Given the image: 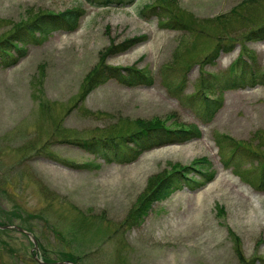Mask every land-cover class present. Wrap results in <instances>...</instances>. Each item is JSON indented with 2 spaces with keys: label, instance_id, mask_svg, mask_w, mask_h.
Returning a JSON list of instances; mask_svg holds the SVG:
<instances>
[{
  "label": "rangeland",
  "instance_id": "374dc122",
  "mask_svg": "<svg viewBox=\"0 0 264 264\" xmlns=\"http://www.w3.org/2000/svg\"><path fill=\"white\" fill-rule=\"evenodd\" d=\"M241 1L164 0L140 14L145 4L160 0L106 7L84 0H0V39L20 37L26 32L23 23L42 11L79 6L85 12L75 30L42 32L39 39L25 41L21 60L0 68V220L32 228L37 254L52 260L63 250L79 251V256L87 250L83 264H238L232 232L246 257L264 256V186L256 179L264 161V79L244 80L241 88H215L209 99L220 105L212 114L199 101L200 75L210 81L227 75L237 56L255 71L264 69V39L246 38L264 23V0L243 6ZM241 13L245 18L237 16ZM161 15L177 22L186 17L192 24L184 30L161 26ZM18 27L20 32H14ZM223 33L231 36L221 38L231 43L230 50L200 67L197 61ZM134 36L142 38L109 55L105 64L145 68L153 84L128 87L110 78L79 98L99 52L111 40ZM190 61L194 65L188 67ZM176 85L173 94L170 86ZM166 116L167 125L173 126L174 119L200 127V137L156 146L125 164L109 163L67 140L123 133L124 122ZM218 138L227 143L222 149ZM231 139L244 142V149L231 147ZM202 157L208 162L200 170L207 169L212 179L195 172L190 188L153 203L144 218L132 222L129 214L149 176L168 169L170 162L189 165ZM41 188L55 194L50 206ZM217 205L224 215L216 214ZM41 211L49 224L27 216ZM84 214L95 226L82 227ZM0 240L5 242H0V264H39L31 237L9 229Z\"/></svg>",
  "mask_w": 264,
  "mask_h": 264
},
{
  "label": "trees",
  "instance_id": "16d2710c",
  "mask_svg": "<svg viewBox=\"0 0 264 264\" xmlns=\"http://www.w3.org/2000/svg\"><path fill=\"white\" fill-rule=\"evenodd\" d=\"M90 6L93 7H106L113 4H125L132 3L134 0H84ZM164 1V0H162ZM160 2L156 4H145L141 7L140 14H143L142 11L154 10L161 7ZM259 0H243L238 5H245L246 3L254 4ZM247 6V5H246ZM237 7L232 8L230 11L235 13ZM85 15L84 10L79 6H74L71 8H66L61 12H50L42 11L40 14L35 15L31 20L26 21L24 24L26 32L24 34H19L20 37H16L11 34L9 37H4L0 39V68H8L16 64L22 57L26 54L25 41H32L39 39V35L47 32L50 29L56 28L65 31H73L78 27V23L81 18ZM241 19L245 18L244 14H238ZM217 17V16H216ZM221 20V17H217ZM161 26L169 28H179L184 30L189 25L192 24V21L188 18H184L177 22L174 17L163 18L161 15L159 17ZM227 21L222 22V25L227 24ZM109 28V26H107ZM189 29V28H187ZM20 27L16 28L14 32H20ZM37 34V35H36ZM231 37L229 34L223 33L220 38H217L216 44L212 47L211 51L207 53L203 58L197 62L203 67L206 65L208 60L214 61L218 58L221 52H228L231 47V43L224 44V41L221 38ZM233 37V36H232ZM142 36H134L126 38L119 43H115L113 40L109 43V46L106 47L103 51L99 52L98 63L91 69L88 74L84 77L82 82V90L79 98L85 97L89 94L90 91L96 89L100 84L105 83L110 78H114L119 84H123L128 87L134 85H152L153 84V75L145 68H139L136 65L131 64V66H113L105 64V60L109 55H114L119 52L126 51L130 47L137 44L140 41ZM234 39H237L233 37ZM249 40H261L264 39V23L260 25L259 28L253 29L246 36ZM231 40V38L229 39ZM187 41V40H186ZM185 42V41H184ZM237 61L232 65V68H229V73L224 76L214 75L213 80L210 81L209 78L202 77L200 75L199 82L201 94L203 95L202 99H199L200 104L204 107V111L208 114H212L217 107L220 105H214V101H211L209 94H214V89L217 88H241L244 86V80L248 81V84H252L255 81H260L264 79V69L262 71L256 70L252 65L247 64L246 61L241 63L240 56L236 57ZM235 59V60H236ZM238 63V64H237ZM178 64V61L173 62V67ZM192 62L187 63V66H192ZM170 69V67H167ZM255 80V81H254ZM177 88L170 86V91L175 92ZM176 93V92H175ZM220 93V91H219ZM217 103L220 101L217 100ZM46 108V106H44ZM101 113V112H100ZM170 119V116H166L165 119L156 118L155 119H136L133 122L126 123L124 122L128 129L127 131L121 133L116 132V134H101L98 136H92L90 139L85 138L84 140H77L79 137L76 136L69 137L68 141L78 144L81 147L86 148L88 151L99 154L103 159L109 163H131L135 161L140 155L145 153L147 150L156 148V146L167 145V143H178V142H187L189 140L200 137V128L196 125H184L180 122H175L172 120L173 126L167 125L166 120ZM119 125H114V128H118ZM119 129V128H118ZM66 133V132H65ZM64 138L66 136L64 135ZM230 139V138H229ZM218 147L222 149L224 144H227L225 141H221L219 138ZM225 142V143H224ZM228 143H233L231 147L244 149V142L240 141L236 143L235 140L229 141ZM248 150L249 147H246ZM205 157L201 159H194L190 162L189 165L179 163H169L168 169L162 170L157 174H153L147 178V186L144 192L140 194L137 198L136 205L129 214L134 221L137 223L138 220L144 218L148 210L152 207L153 203L163 201L170 197L171 193L179 190L181 187L186 186L190 188L193 183H195V172L202 173L203 175H209V179H212L211 172L209 173L207 169L200 170V166L207 163ZM260 168H262L259 175L256 177L259 184L264 186V161L261 162ZM194 171V172H193ZM240 175V173H239ZM245 180L253 184V180L246 177ZM46 203L50 206L55 200L54 193L48 191L47 189L41 188ZM14 214V213H13ZM216 214L218 216L224 215L223 207L216 206ZM15 215V214H14ZM28 217H36L42 219L44 222L49 224V221L45 215V212L41 211L40 214L27 213ZM17 217H22L18 214ZM81 220V219H80ZM83 220H81L82 227L87 224L89 226H95V222L91 221V218L86 214L83 215ZM10 218L7 221L0 220V225L13 224ZM28 232H33L32 228H25ZM90 230V229H88ZM9 231L7 229L0 228V234L4 235ZM51 231L57 235V237H62L61 232L53 230ZM34 233V232H33ZM233 236V250L235 256H237L238 264H254L256 261H259L261 264H264V256H255V257H246L241 249L239 242V236L234 232L231 233ZM37 239V238H36ZM1 243L5 244L3 240H0ZM101 242L100 244H102ZM42 249H46L44 244H40ZM60 256L56 257L53 260H69L72 263L83 264L80 262V259H85V257L90 254L87 250L81 252L79 256V251L77 254L70 251H61L59 252ZM40 257L47 262H53L51 257L48 254H39Z\"/></svg>",
  "mask_w": 264,
  "mask_h": 264
},
{
  "label": "water",
  "instance_id": "95a60500",
  "mask_svg": "<svg viewBox=\"0 0 264 264\" xmlns=\"http://www.w3.org/2000/svg\"><path fill=\"white\" fill-rule=\"evenodd\" d=\"M18 229L24 233H26L27 235H31V238H32V241H33V244L35 245L34 247L37 248V244H36V241H35V238L34 236L31 234V233H27L25 230H23L21 227H18ZM35 259L40 263V264H71L70 262L64 260V262L62 261H54L53 263H49V262H45L43 260H41L37 255H35Z\"/></svg>",
  "mask_w": 264,
  "mask_h": 264
}]
</instances>
